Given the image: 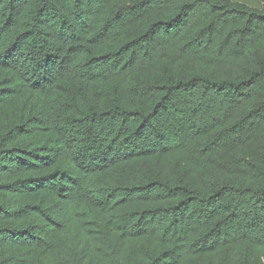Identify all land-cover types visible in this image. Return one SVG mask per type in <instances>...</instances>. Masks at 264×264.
Wrapping results in <instances>:
<instances>
[{"label": "trees", "instance_id": "trees-1", "mask_svg": "<svg viewBox=\"0 0 264 264\" xmlns=\"http://www.w3.org/2000/svg\"><path fill=\"white\" fill-rule=\"evenodd\" d=\"M0 264H264V0H0Z\"/></svg>", "mask_w": 264, "mask_h": 264}]
</instances>
